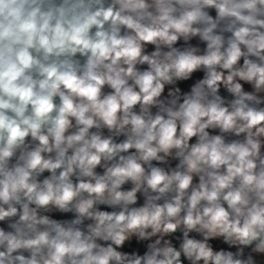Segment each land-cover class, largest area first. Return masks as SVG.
I'll return each instance as SVG.
<instances>
[{
  "label": "clouds",
  "instance_id": "1",
  "mask_svg": "<svg viewBox=\"0 0 264 264\" xmlns=\"http://www.w3.org/2000/svg\"><path fill=\"white\" fill-rule=\"evenodd\" d=\"M0 264H264V0H0Z\"/></svg>",
  "mask_w": 264,
  "mask_h": 264
}]
</instances>
